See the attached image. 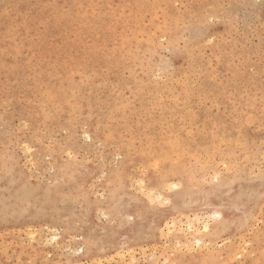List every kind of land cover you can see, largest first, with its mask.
<instances>
[{
	"label": "rangeland",
	"instance_id": "1",
	"mask_svg": "<svg viewBox=\"0 0 264 264\" xmlns=\"http://www.w3.org/2000/svg\"><path fill=\"white\" fill-rule=\"evenodd\" d=\"M0 264H264V0H0Z\"/></svg>",
	"mask_w": 264,
	"mask_h": 264
}]
</instances>
